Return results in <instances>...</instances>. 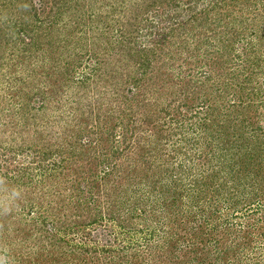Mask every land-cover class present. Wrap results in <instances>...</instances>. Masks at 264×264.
Wrapping results in <instances>:
<instances>
[{
    "label": "trees",
    "instance_id": "16d2710c",
    "mask_svg": "<svg viewBox=\"0 0 264 264\" xmlns=\"http://www.w3.org/2000/svg\"><path fill=\"white\" fill-rule=\"evenodd\" d=\"M258 2L264 8V0H0V264L253 263L234 215L264 211ZM244 3L257 6L250 26L230 11L240 27L217 25ZM2 9L14 12L3 19ZM51 65L61 95L84 97L72 107L77 128L70 111L50 114L59 95L20 92L27 72ZM191 151H203L209 168L190 172ZM26 179H39L43 202ZM218 204L232 209L224 220ZM15 217L23 228L8 224ZM111 223L146 229L140 242L112 244ZM95 226L105 233L96 246L59 237ZM12 240L19 254L1 247Z\"/></svg>",
    "mask_w": 264,
    "mask_h": 264
},
{
    "label": "rangeland",
    "instance_id": "374dc122",
    "mask_svg": "<svg viewBox=\"0 0 264 264\" xmlns=\"http://www.w3.org/2000/svg\"><path fill=\"white\" fill-rule=\"evenodd\" d=\"M128 3L131 4V0H128ZM126 5H127V3H126ZM259 6L260 7H259V9L256 10V13H263L264 12L263 4L259 3ZM127 7H128V5L126 7H123V8L125 9ZM256 8H257V6L255 8H253V4L251 6L248 5V7H247L245 3H244L242 8H236L237 11H233L232 7H227L226 10L224 11V15L222 16V18H223L222 22L220 24H217V25H223V24H226V22L227 23L231 22V23L236 24L235 22H232L233 21L232 18L236 17V18L242 20L243 23L242 22L241 23L244 24L245 27H247L246 24H249L252 21V19H253L252 18L253 14H251L250 11H253ZM227 11L228 12L229 11L233 12V17L232 18L230 16L226 15ZM1 12H3V15L5 17L3 19H6L7 18L6 16L7 15L9 16L10 13H12L14 11H12V9H8V10L7 9L6 10L2 9ZM237 24H236V27L239 28L240 27L239 25H241V24L240 23H239V25H237ZM249 26H250V24H249ZM192 27H194V26H192ZM195 28L196 27H194V29ZM195 31L198 32V29H195ZM250 32H252V31L250 30ZM197 34L199 35L201 33H197ZM188 37L192 38V36H188ZM156 40L158 41V36L155 38V41ZM193 40H194V42L197 41V39H193ZM199 41H201V42L204 41L202 35L199 36ZM141 42L143 44H147L146 43L147 39L142 38ZM243 44L244 43L240 42L238 44V48L239 47L242 48V46H244ZM152 46H153V44H152ZM204 46L205 45L202 44L201 46H199V48L200 49H204ZM11 47H13V45ZM236 52H237V54H239L238 50ZM237 54H235L236 57L239 56ZM235 55H232V57L235 56ZM240 63H241L240 60H239V62H236V64H240ZM1 65H3V64H1ZM31 68H33V66H31ZM36 68H37L36 69L37 70L36 74H33L34 72L33 73L32 72H30V73L27 72V74H30V75H29L28 78L25 79L26 84L25 83L24 84H20V92L21 93H29L30 94V92L32 90V93L34 91L37 94L40 93L41 95L43 94V95L49 96L50 99H52V100L56 99L57 96L59 95L58 103L56 105L53 104L51 106L52 109H50V111H49L50 114L51 115L52 114L53 115L61 114L62 111L64 110V112L66 111V115H69V111H70V114H72L74 116V118H76V120L74 121V122H76V125H75L74 128H77L78 125H79V118L80 117L72 110V107L74 106L76 99H81V101H83L82 99L84 97H81V95H77L76 89H73V90L69 89L65 96L61 95V93H60L61 86H59L60 83H59V81L57 79L58 77H56L55 73H54L56 70H54L52 68V65L49 68H47V70L42 69L41 67H36ZM4 70H7V67L4 68L3 71ZM1 72H2V68H1ZM82 72H83V70L79 71V73H82ZM85 72H88V71L84 70L83 73H85ZM18 73H21V71L18 72ZM18 73H16V75H18ZM78 76H79V74H78ZM260 82H263V78L261 79ZM242 111H244V109ZM70 122H71V118H70ZM226 127H229V124H227ZM150 128L152 129V127H150ZM70 131L73 134L75 130L73 128H71ZM120 132H121V130L119 129L118 133H120ZM118 135H120V134H118ZM52 144H53L54 148L56 149V140H53ZM200 153L204 154V155H202V156H204L203 159L205 160V162H208L205 159V153L203 151L202 152H199V151H197V152L196 151L189 152L188 153L189 154V158L192 160V161H189L190 165L193 162H195V165H197V166H194L193 170H190V172L196 173V172L203 171V170H206L207 168H209V166L204 164V160L200 161L198 159V156H199ZM181 155L182 154L179 155L180 159H181ZM184 155H185V151H184ZM184 159H185V157H183L182 160H184ZM181 170H183V174H184V171L187 170V169L184 168V169H181ZM132 171L135 172L134 170H132ZM209 173H213L214 174L215 171L209 170L208 173H206V174L208 175ZM217 179H218L217 185H220L221 184V179H219V178H217ZM205 180L207 181V179H205ZM26 181L29 182L31 185H29L27 188H26V186H24L25 189L26 190L28 189L29 193H32V194L38 192L37 195L40 197V199H41V197H43V200L41 199V201L43 202L46 195L43 194L44 193L43 191H45L44 190V186L42 184L40 186H38V184H37L39 179H35L32 182H30V180L26 179L25 182ZM203 181H204V179H203ZM165 182H172V181L169 180V181H165ZM125 183H127V182L125 181ZM231 184L232 183L230 182L228 184V187H230ZM173 186H175V185H173ZM163 187L164 186L161 183H157L155 185H152V189L153 190L155 189V191L158 192V193H166L165 188H163ZM258 188L261 190L262 187L260 186ZM34 190H35V192H34ZM146 190L149 191L151 189H149V188L147 189L146 188ZM212 190H213V192L215 191L214 189H212ZM8 191H9V189H8ZM230 193L234 194V192H230ZM229 194H227L228 195L227 200L231 199ZM51 195H53V194H51ZM213 196H215V195H213ZM7 197H10L11 202H13V198H12L13 194H12V192H10V191L7 192ZM48 198L51 199V197H48ZM260 200H261V202L264 203V198H261ZM180 202H183V201H180ZM189 202H192L191 198L189 199ZM230 202H231L230 203V205H231L232 201H230ZM218 206H219V204H218ZM253 207H255V206H253ZM219 208H221V209L217 211V213L215 214V217H220V218H222L221 220H224L226 218V215H229L230 212L232 211V209L228 210L225 205L224 206H219ZM184 209H186V208H184ZM251 213L252 212H249L248 214H251ZM237 214L238 215H234L235 216V220H236V222H238V224H241L238 227V228L241 229V232L238 234V237L243 239V240L244 239L247 240L245 244H248V246H249L248 247V254L251 255V259H252V262H253L252 264H261L262 262H264V219L262 218V216H264V211L262 213H260L259 215H257V217H254L253 220L252 219H247V218H246V220H244V219L241 218L243 213H237ZM259 218L261 219V221L259 223L255 222ZM12 219H13V221L12 222L9 221V223H8L9 225H12L16 229L19 228V227L23 228L24 224L22 222H20V220L18 218L15 217V218H12ZM182 225H183V222L181 221L180 222V226L178 228H180ZM249 225H251V226H249ZM110 227L112 228L111 230H113L114 233L110 231V233H112V234L109 235V237H107L108 241H110V243H112V244L124 243L125 245H128L130 243L134 244L137 241L140 242V238L144 236V233H143L144 231L143 230L146 229V226L144 224H142V226L139 225V226H136L135 228H133L135 231H132L130 233H128V232L124 233L119 227H117L116 224L111 223ZM91 230H93V233H92L91 236H89V232ZM179 230H181V228ZM180 232H181V234L185 235L184 232H182V231H180ZM99 234L101 236H103L105 234L101 230L100 226H95L94 228L89 229L87 231H84V230H80L79 231V230H75V228H74V231H68L67 230V231H63L61 233L59 231V237L64 238L65 240H68V241L69 240H75V242L82 241V243L85 242V243H87L90 246H96L97 243L99 244V241H102L103 237H101V236L98 237ZM84 237L87 238V239H85ZM19 238L20 239H24V241H26V238H28V234L27 233L23 234V235L19 236ZM11 242H13L11 245L10 244L8 245L7 243H2L1 247L2 248L4 247L6 250H12V249L14 250V249H16L15 252H17V254H19V246L14 245V241L13 240ZM25 244L27 246H29V247H32L31 246L32 244L30 242H28V243L25 242ZM140 250H141V248H140ZM0 252H2V250ZM4 258H6V257H4ZM253 259L257 260V262L255 261V263H254Z\"/></svg>",
    "mask_w": 264,
    "mask_h": 264
}]
</instances>
